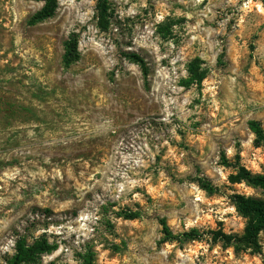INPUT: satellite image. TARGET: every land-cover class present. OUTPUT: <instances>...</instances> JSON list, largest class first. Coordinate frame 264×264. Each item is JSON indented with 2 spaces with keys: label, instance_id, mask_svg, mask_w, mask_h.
Instances as JSON below:
<instances>
[{
  "label": "rangeland",
  "instance_id": "obj_1",
  "mask_svg": "<svg viewBox=\"0 0 264 264\" xmlns=\"http://www.w3.org/2000/svg\"><path fill=\"white\" fill-rule=\"evenodd\" d=\"M102 1L0 0V264H264L231 197L262 196L234 176L264 172V0Z\"/></svg>",
  "mask_w": 264,
  "mask_h": 264
},
{
  "label": "trees",
  "instance_id": "obj_2",
  "mask_svg": "<svg viewBox=\"0 0 264 264\" xmlns=\"http://www.w3.org/2000/svg\"><path fill=\"white\" fill-rule=\"evenodd\" d=\"M38 1L43 2V5L30 18V24H35L52 17L58 7V0ZM97 6L100 13L105 11L106 6L102 0H98ZM78 42V33L76 31L71 32L68 38L64 41V51L62 55V62L64 66L68 67L79 59L80 54L78 51ZM129 57L134 62L139 64L144 76H146L147 66L143 58L135 53H130ZM189 73L190 76L186 83L193 81L198 82L203 79L202 73L199 72L198 68L193 65L190 66ZM248 124L250 129L256 135L255 142L257 145H261V143L264 142V133L260 123L255 120H250ZM234 179L235 181L244 182L253 188L259 189L262 193L261 197L246 196L244 194L238 193L231 196L236 210L247 218L244 233L239 238L240 241L250 247H258V235L264 229V172L253 173L246 167L239 166ZM198 182L204 189L209 191L213 190V186L206 180L198 178ZM125 217L135 218L136 213L127 212L125 213ZM160 224L162 225V231L165 235V238L172 237V233L164 219H160ZM183 236L187 239H194L199 236V233L196 229H191L190 231L184 232ZM52 249L53 247L44 239L36 240L32 244H28L24 238H19L16 241L13 255L7 259V264L29 263L30 261H33L38 255L50 252Z\"/></svg>",
  "mask_w": 264,
  "mask_h": 264
}]
</instances>
